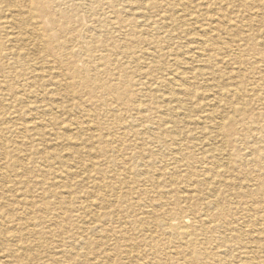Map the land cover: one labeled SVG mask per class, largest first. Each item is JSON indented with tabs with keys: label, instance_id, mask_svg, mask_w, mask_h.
I'll use <instances>...</instances> for the list:
<instances>
[{
	"label": "bare ground",
	"instance_id": "1",
	"mask_svg": "<svg viewBox=\"0 0 264 264\" xmlns=\"http://www.w3.org/2000/svg\"><path fill=\"white\" fill-rule=\"evenodd\" d=\"M193 2L194 0H167L160 3L152 0L150 2H142V0H0V79L5 80V83L9 78L23 82H21L22 85H20L18 92L2 83H0V91L23 104L22 108L25 109V112L22 113H28L32 116L31 119H36L32 123L29 122V126L23 123L14 126H2L0 132H6L16 138L19 136L18 134H29L31 135L30 139L46 143V146H44L47 148L45 154L52 157L56 155L57 160L63 159L64 156H59V152L64 148L65 137L59 138L54 136L52 132L42 131L44 128L57 125L55 118L51 117L53 109L59 110L58 107L61 106L56 105L55 94L57 95L59 89L61 90L62 87L66 86L62 85L61 80H54L55 78L49 77L50 73H57V77H70L71 80L79 82L78 84L82 86L90 85L99 92H104L106 82L102 75L110 67V55L115 54L123 57L125 61L122 62L121 66L123 65L126 69L125 62L132 58L129 56L135 55L147 60L154 68L157 66L154 64H157L161 58L160 52L156 50V43H158L156 38L162 36L167 43L172 44L171 47L178 45L181 36H178L179 34L175 33L173 28L170 27L174 24L189 25L187 16L191 14L189 12L194 8ZM222 3H224V0H216V4L221 5ZM233 5L248 7L253 12L251 11L248 19L242 21L241 25L231 28L223 13L224 11L222 12V10L216 8L214 14L217 23L209 24L201 35L198 33L189 35L191 37V52L197 55L194 57L195 59L193 58L194 60L190 58L192 63L197 64L195 66L198 68L194 71L196 76L205 79L202 80L203 82L210 81L217 85L226 84L229 90L227 89L226 94L217 91L208 97L206 95L204 100H207L206 105L210 108L202 117L190 115V110H184L192 101L190 88L193 85L192 79L194 77H187L186 84L180 85L182 91L178 95H166V98H164L168 112H171L176 118L182 117L189 127V129L183 131L178 122L175 119L171 121L167 114L158 117L159 125L164 126L162 132L167 133L169 138H159L158 146L162 149L160 153L157 152L160 155L154 158V162L156 163L157 160L158 163L160 158L163 160L165 157H170L173 164H175L173 168H168L170 177L175 174L183 177L187 176L186 172L182 173L183 170H180L183 167L180 164H185L181 154H185L188 150L185 142L191 141L194 143L193 146L199 143L202 147L209 148L211 152L218 151L217 147L220 137H223L225 123L230 125L228 127L230 129H225V136L230 137L232 134L237 133V129L233 126L237 125L240 122L239 120L246 116L247 111L242 103H239V106L233 105L232 102L222 106L219 103L227 96L238 100L242 94L251 92L245 90V85L243 86L241 81L235 80L239 75L241 76V73L240 70L234 72L233 65H241L247 60L246 57L242 56L243 49H241L242 46L238 45L239 43H242L247 50L253 51L256 49L264 55V0H234ZM162 9H168L170 12L169 17L160 18L152 12L153 10L159 11ZM44 20L47 21L50 32L54 34V37H51L49 31L43 29ZM196 21H200V18L196 17ZM127 41L143 47H140L141 49H126L123 45ZM255 41L257 43L259 41V46L254 48L253 43ZM81 45H85L84 48L80 47ZM257 59L251 61V66L262 78L261 82L264 85V60ZM77 62L82 63L81 68H77ZM174 63H176V66L180 64L177 58L174 59ZM223 66L228 67L229 73L220 69ZM157 68H161V66L158 65ZM136 73L138 71L134 72V78ZM235 73H237V77L232 76ZM137 77L139 79H136V83L141 84L144 77L143 73H139ZM227 80L230 81L228 84L225 82ZM124 84L126 88L129 87V78L120 79V85ZM155 84L158 83L154 81ZM27 87L34 88L29 90ZM129 92H131L130 89ZM38 94L41 97H37ZM126 95L128 94L126 93ZM120 103V99H113V109L111 111H114L116 115L110 119L107 116H104L103 119L98 117V122L93 125L92 129H88L90 132L84 136L80 135L81 127L77 125L78 123L76 124L79 130L75 138L80 148L77 149L76 146L75 148L77 151L85 150L90 158V163L86 166L79 160L81 158L65 159L61 167L65 169L66 183H60L56 189H51L50 185L43 183L39 188L41 196L49 195L57 201L59 200L58 204L66 206L68 202L71 204L76 202L81 195L90 199V202L84 205L85 207L92 204L107 206L111 203L110 200L95 195L93 192L90 193L86 187L82 189L83 186H87L89 183L95 184L96 178H94V175L104 165L106 172L114 180L113 185L110 186V191L117 194V198L113 202L122 199V189L128 181H133V178H135V180L138 179V182L144 183V179L149 178L147 172L150 176V170H153L154 174L147 182H150V186L153 187L160 185V178L166 175V167L168 166L162 164L159 166L160 168L154 169V164L148 159L149 156L145 158L148 153L150 155L156 153L154 150L155 139L150 138V142L145 138L142 139V132L135 133L137 141L132 144L133 152L126 156L128 161H137V165L124 173L114 169L118 165H123L126 158L123 159L120 155L123 149L120 145H116L117 138L113 137V127H119L123 131L131 130L128 122L122 117L124 114L120 111ZM71 108L72 105H68L65 109ZM73 108H76V106H73ZM141 108V105L138 104L132 106L129 111L138 114ZM214 108H220L218 114L215 113ZM111 120L114 121L113 124L110 122ZM141 120L143 119L140 118L139 122ZM162 122L167 123L162 125ZM82 131L85 132L83 129ZM262 135V139L259 140L258 144L261 143L264 148V136ZM57 140H61V143ZM123 141L126 140L123 139ZM127 145L129 143L125 147ZM13 151L19 152L20 148L15 146ZM31 151L41 156V153H38L39 150L30 149ZM219 157L222 158V156ZM23 160L27 161L26 159ZM71 161H74L73 167L78 170L77 172L71 170ZM3 164L4 166L0 168V178L4 181L9 178L7 175L8 170L16 171L19 167L26 169L23 162L15 163V161H11V163ZM209 165L200 168L202 172L200 178L185 181V184L174 189L181 199L185 196L186 202L175 200L171 194L170 201L168 197H164V200L159 197L155 198L157 193L151 194V190L149 196L155 199L150 201L147 196L149 193L145 191L144 203L142 204L143 216L130 220L133 225H137L141 232H145L142 238L134 244L135 246H143L144 252L147 254L146 258L148 260L143 261V258L140 264L142 261L143 264H170L173 259L175 260L171 264H264L263 180L255 178L261 191L258 198L254 199L251 194L247 193L248 190H244L248 186V181H238L236 177L233 180L230 179L227 163L210 162ZM145 167L147 172L144 170ZM59 172L61 173V171ZM14 177L19 176L16 173ZM196 184H205L212 188L219 185L226 188L231 184L238 187V192L243 194L240 196V200H243L240 208L243 209L241 212L244 214V219L241 222L235 221V218L230 217H234L236 213L230 214L229 211L226 220H215L223 213L224 208L219 205L218 196L214 192L208 194L206 198L207 205L205 204L200 209H192L187 203L200 195L196 191ZM72 186H74L75 192L72 191ZM225 192L222 190L220 192L221 196L230 200L232 194H226ZM124 198L122 199L123 203ZM120 202L122 203L121 200ZM181 203L187 206L182 207ZM72 205L73 208L67 206L68 211L75 208L74 204ZM3 206L4 204L1 208ZM183 209H188L189 213L183 214ZM210 210L214 212V216L209 215ZM128 218L131 217L128 216ZM97 227L98 225L95 222L91 223L90 228L92 230L97 229ZM3 238V240H7V236H3ZM128 251L131 253V250ZM180 256L184 258L181 261L176 259ZM161 260H164L165 263H161Z\"/></svg>",
	"mask_w": 264,
	"mask_h": 264
},
{
	"label": "rangeland",
	"instance_id": "2",
	"mask_svg": "<svg viewBox=\"0 0 264 264\" xmlns=\"http://www.w3.org/2000/svg\"><path fill=\"white\" fill-rule=\"evenodd\" d=\"M145 1L150 2L151 0H142V2ZM152 1L160 3L167 0ZM233 1L234 0H224V3L220 5L216 4V0H194V8L189 12L191 14L187 13L189 25L183 24L181 26L180 24H174L170 27L173 28L175 33L179 34L178 36H181L178 44L179 48L178 45H173L171 47L172 44L170 42L167 43L162 36L156 38V41H158V43H156V50L160 52L161 58L159 62L154 65H160L161 68H157V66L153 68L151 66L152 64H149L147 60L135 55L129 56L132 58L125 62L126 69L123 65L121 66L122 62L125 61L123 57L115 54L110 55V67L107 68V71L102 75L106 82V89L104 92H99L90 85L82 86L78 84L79 82L71 80L70 77H57V73H50L49 77L55 78L54 80H61L62 85L66 86L62 87L63 89L61 88V90L59 89L57 95L55 94V100H57L55 103L61 106L58 107L59 110L53 109V115H51V117L55 118L57 125L44 128L42 131L47 133L52 132L54 136L59 138L65 137L64 139L66 142L64 148L59 152V156L64 157L61 160H57L56 155L52 157L45 154L44 152L47 148L44 146H46V143L44 141L30 139L31 135L29 134H18L20 137L18 136L16 138L6 132H0V168L4 166L3 163L8 164L11 163V161H15V163L23 162L26 168L25 170L21 167L17 168L16 171L8 170L7 175L9 178L7 181L0 178V264H140L143 258V261L148 260L146 258L147 254L144 252L143 246H135L134 244L142 238L145 232H141L137 225H133L130 220L138 219L143 216L144 209L142 208V204L144 203V195L149 193L147 196L150 201L154 200L156 197L162 198L163 200L164 197H168L170 201L171 194L175 200L186 202L185 196H183L184 200L181 199L179 197L180 195L176 194L174 189L185 184V181L200 178L202 175L200 168L206 167L207 165L210 166V162L227 163V169L229 171L228 176L230 179L233 180V178L236 177L238 181H248V186L246 189L244 188V190H248L247 193L251 194L252 198H258L261 190L255 178L263 180L264 183V148L261 143L258 144L259 140L262 139L261 135L264 133V85L261 82L262 78L252 69L251 61L257 58V60L260 59V61H263L264 55L256 49L253 51L245 49L242 43L238 45L242 46V56L246 57L247 60L241 65L234 64L233 71L237 72V70H240L241 76L239 75L235 80L241 81L243 86L245 85V90L251 92L242 94L238 100H235V98L232 99L231 96H227L219 103L220 106L223 104H230L231 102L236 106H239V103L243 104L242 106L246 109L247 113L242 120H239L240 122H238L237 125L233 126L237 129V133L232 134L230 137H226L225 131L230 129L228 128L230 125L229 123H225L223 137H220V142L217 147L218 151L215 152H211L207 147H202L199 143L193 146V142H185L188 146V150H186L185 154L183 153L184 156L181 154L183 163L185 164H180L183 166L180 170H183L182 173L186 172V177L177 174L170 177L168 174L170 172L168 170L175 166L170 157H165L163 160L160 158L158 163L157 160L156 163L154 162V158L160 155L158 153H160L162 149L158 146L159 138L168 137L167 133L162 132L164 126L159 125L158 117L160 115L167 114L171 121L175 119L183 131H186L187 128L189 129L182 117L176 118L171 112H168V107L164 99L166 95H178L182 91L180 85L186 84L185 80L187 77H194V79H192L193 85L190 88L192 91V94H190L192 101L184 110H190V115L202 117L210 108V106L206 105L207 100H204L205 96L207 95L206 97H208L210 94L217 91H222L226 94L229 90L226 84L222 83L217 85L210 81L203 82L205 79L196 76V72L194 71L198 67L195 66L197 65L196 63H192L191 59L197 55L191 52V37L189 35L193 33L201 35L209 24L217 23V18L214 14L216 13V8L222 10V12L224 11L223 13L231 28L241 25L242 21L248 19V15L252 10L242 5L235 6L233 5ZM152 12L155 13V16L160 18H167L170 15L168 9L159 11L153 10ZM196 17H199L200 21H196ZM42 25L43 29L49 31L51 37H54V34L50 32L46 20H44ZM258 43L255 41L253 47L259 46ZM84 46L81 45L80 47L84 48ZM123 46L126 49H137L141 47V45L129 41L124 43ZM175 57L180 62L179 66H176V63H174ZM137 58L138 60L135 61ZM76 65L77 68L82 67L81 62H77ZM220 69L229 73L228 67L223 66V68ZM136 71H138V73H136L134 78L133 74ZM190 72H192V74L189 75ZM139 73H143L144 75L141 84L136 83V79H139L137 77ZM232 76L237 77V73L232 74ZM124 78H129L130 80L128 88H126L125 84L120 85V79L123 80ZM154 81L158 84L154 85ZM21 82L9 78L5 83V80L2 81L0 79V83L8 87L10 86L15 92H18L20 89V85L23 83ZM225 82L228 84L230 81L227 80ZM260 84H262V86H260ZM33 88L34 87H30L28 89L31 90ZM129 89L132 94L129 92ZM126 93L128 95H126ZM37 97H41V95L38 94ZM117 98L121 101L119 108L124 114L122 117L128 122L131 130H124L126 131L124 134L123 129L113 127V137L117 138L116 145H120L123 149L120 155L123 159L126 158L123 165H118L114 167V169L124 173L137 165V161H128L126 156H129L133 152L132 144L137 141L135 133L142 132V139L145 138L149 142L150 138L155 139L154 150L156 153L158 152V155L153 152L151 155L148 153L145 158L149 156L148 159L154 164V169L157 167L160 168L159 166L162 164L168 166L166 167V175L160 178V185L157 187L150 186V182L147 181L153 176L154 171L150 170L149 176L146 170L147 168L145 167L144 170L147 172L149 178L144 179V183L138 182V179L135 180V178H133V181H128V183L124 185L125 188L123 187L124 190L122 189L121 194L122 199L126 194L124 203L122 199L120 200L123 204L120 200L113 202V200L117 198V194H114V192L111 193L110 191V186L113 185L114 180L111 175L106 172L104 165L102 169L94 175V178H96L95 184L89 183L87 186H83L82 189L86 187L90 193L93 192L95 195L110 200L111 203L107 206L92 204L91 206L85 207L84 205L88 204L90 199L80 195L78 200L72 203L75 208L72 211H68L67 206L73 208L70 202L65 206L58 204L57 202L59 200L57 201V199L49 195L41 196L39 194V188L43 183L50 185L51 189H56L62 182L66 183L65 169L61 167L65 159L74 160L81 158L79 160L86 166L90 163V158L85 150L81 149L77 151L80 147L75 138L79 130L76 124L78 123L77 125L85 131L83 132L79 127L81 131L80 135H86L90 132L88 129H92L93 125L98 122V117H102L103 119L104 116H107L110 119L112 116L114 117V115H116V113L111 110L113 109L112 100ZM138 104L142 107L140 113L135 114L129 111L132 106ZM22 105L23 104L16 101L12 96L3 94V92L0 91V128L2 126H14L21 123L29 126V122L32 123L36 121L35 118L31 119L32 116L28 115V113H22L25 112ZM68 105H72V108L65 109ZM73 106H76V108H73ZM219 110L220 108H214L217 114ZM29 118L30 120H28ZM140 118L143 119L141 122H139ZM110 122H112V124L114 123L112 120ZM164 122H162V125L167 123ZM121 136L126 140L125 142L120 138ZM57 142L61 143V140H57ZM127 143H129V145L125 147ZM15 146L20 148L19 152L13 151ZM30 149L39 150L38 153H41V156L33 153V151L30 152ZM219 151L222 155H219ZM219 156H222V158ZM73 164L74 161H71V170L77 172L78 170L73 167ZM137 168L139 167L137 166ZM58 170L61 171V173ZM16 173L19 177H14ZM228 186L229 187L225 188L223 185H219L212 188L205 184H196V191L199 192L200 195L187 204L192 209H200L207 203L206 198L208 194L214 192L218 196L217 200L219 205L224 208L223 213L216 217L215 220H226L229 215L228 212L230 211V214L236 213L234 217L230 218H235V221L241 222L244 219V214L241 212L243 209L240 208L243 201L240 200V196L243 194L238 192V187H235L233 184ZM150 190L152 191L151 194L157 193L155 198L149 196ZM222 190H224V192L226 191V194H232V198H229L230 200L223 198L220 193ZM72 191L75 192L74 186H72ZM81 203L83 204L81 205ZM2 204H4V206L1 208ZM181 206L186 207L187 205L181 203ZM183 210V214L189 213L188 209ZM209 215L214 216L215 214L210 210ZM128 216L131 218L129 219ZM93 222L98 225L95 230L90 228ZM3 236H7V240H3ZM128 250H131V253ZM128 252L129 254H127ZM176 259L181 261L184 258L180 256ZM174 260L175 259H173L172 262ZM143 261L141 264H143ZM161 263H165V261L161 260Z\"/></svg>",
	"mask_w": 264,
	"mask_h": 264
}]
</instances>
